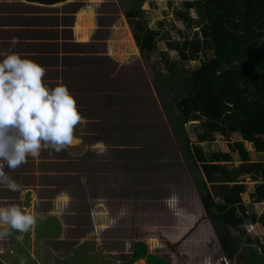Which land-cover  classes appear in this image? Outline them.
Here are the masks:
<instances>
[{"label": "rangeland", "instance_id": "374dc122", "mask_svg": "<svg viewBox=\"0 0 264 264\" xmlns=\"http://www.w3.org/2000/svg\"><path fill=\"white\" fill-rule=\"evenodd\" d=\"M100 1L105 4L95 31L99 53L95 65L84 67L86 79L93 80L87 82L94 85V95H82L80 102L85 128L79 141L51 152L55 163L50 167L61 173L50 197L64 195L74 214V241L66 242L65 249L82 246L94 264H246L247 257L251 264H264V258L251 254V248L261 251L264 236L259 243L246 225H212L197 187L201 167L187 157L189 143H194L209 155L231 153V169L242 163L230 149V143L243 141L239 134L227 141L216 133L214 143H199L204 119L182 125L179 104L187 95L186 82L214 57L204 51L197 60L183 61L172 50L176 43L203 40L198 11H190L194 21L188 29L179 12L190 0ZM138 8L148 28L158 32L152 52L139 49L132 26L125 24V15ZM112 39L116 49L108 57L122 58V63L109 74L115 62L104 64L102 48ZM244 145L252 162H264L263 153ZM239 181L246 188V210L264 215V201L252 199L261 182L247 174ZM209 190L216 197V188ZM49 252L50 264L68 262ZM14 253L7 264H45L34 250ZM78 263L85 264L82 258Z\"/></svg>", "mask_w": 264, "mask_h": 264}, {"label": "trees", "instance_id": "16d2710c", "mask_svg": "<svg viewBox=\"0 0 264 264\" xmlns=\"http://www.w3.org/2000/svg\"><path fill=\"white\" fill-rule=\"evenodd\" d=\"M184 7L179 18L188 29L194 21L190 11H198L203 40L176 43L172 50L183 61L197 60L204 51H212L214 57L203 62L186 82L187 95L179 104L184 117L182 125L204 119L199 143H214L216 133L227 141L233 134L243 139L230 143L232 153H238L242 159L232 169L228 166L231 153L209 155L194 143H189L187 157L201 167L197 187L212 225L240 228L253 224L254 239L260 243L264 215L246 210L242 198L246 188L239 179L247 174L260 181L252 199L255 203L264 201V162H252L244 145L251 144L264 154V0H190ZM126 18L139 49L152 52L158 32L148 28L142 10L128 12ZM209 186L216 188V197ZM251 250L253 257L264 258V245L261 251ZM249 259L252 257L246 258V264H251Z\"/></svg>", "mask_w": 264, "mask_h": 264}, {"label": "crops", "instance_id": "0c3cea01", "mask_svg": "<svg viewBox=\"0 0 264 264\" xmlns=\"http://www.w3.org/2000/svg\"><path fill=\"white\" fill-rule=\"evenodd\" d=\"M99 1L0 0V53L13 51L43 65L47 69L45 79L52 86L56 83L68 86L77 99L80 113L82 95H94L91 92L94 85L89 84L93 80L86 79L84 67L95 65L99 53L95 31L105 4ZM13 38L17 40L14 46ZM115 49L113 39L102 48V56L107 57L104 64L107 61L115 62L109 74L122 63V58L114 61L115 58L108 57L112 56ZM124 55L125 59L128 54ZM82 128H85V124L80 122L74 130V141L80 140ZM51 149L42 148L37 157L29 156L26 163L14 170L7 167L4 169L18 187L12 190L6 184L0 185V207L19 206L22 211L34 217L35 223L24 232L9 225H0V232L7 233L0 235L5 238L0 241L1 264H7L5 259L14 255V250L16 253H32L34 250L41 259L43 257L45 264L51 262L49 250L63 256L60 262L68 260L66 264H79V258L85 264H94L89 262L91 252H81L82 246L73 245L65 249L66 242L74 241V214L67 210L64 195L50 197L58 189L56 179L61 173L50 167L51 162L55 163L52 154L59 153ZM51 244L62 247L64 251L51 248Z\"/></svg>", "mask_w": 264, "mask_h": 264}, {"label": "clouds", "instance_id": "9594fccd", "mask_svg": "<svg viewBox=\"0 0 264 264\" xmlns=\"http://www.w3.org/2000/svg\"><path fill=\"white\" fill-rule=\"evenodd\" d=\"M17 40L13 38L14 46ZM47 69L13 51L0 53V185L16 190L4 171L37 157L42 148L62 151L74 142V130L82 116L68 86H52ZM35 223L19 206L0 207V225L21 232ZM0 232V235H6Z\"/></svg>", "mask_w": 264, "mask_h": 264}, {"label": "built area", "instance_id": "2783aa9c", "mask_svg": "<svg viewBox=\"0 0 264 264\" xmlns=\"http://www.w3.org/2000/svg\"><path fill=\"white\" fill-rule=\"evenodd\" d=\"M247 230L249 233H251L252 235H256V228L255 225L250 224L246 226Z\"/></svg>", "mask_w": 264, "mask_h": 264}]
</instances>
